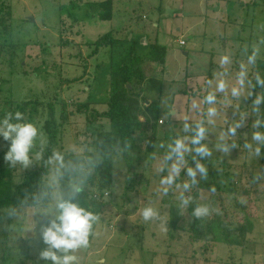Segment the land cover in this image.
Wrapping results in <instances>:
<instances>
[{"label":"rangeland","instance_id":"1","mask_svg":"<svg viewBox=\"0 0 264 264\" xmlns=\"http://www.w3.org/2000/svg\"><path fill=\"white\" fill-rule=\"evenodd\" d=\"M102 1H3L10 7L11 32L0 29V80L5 81L0 113L7 110V99L51 101L58 123L59 101H68L70 116L58 127L54 150L91 151L92 134L84 116L74 115L73 102H95L104 110L109 64L132 44L139 58L148 57L149 43L156 40L166 49L164 63L147 61L144 71L162 82L158 130L163 136L149 150L136 134L138 150L113 157V186L103 197L107 206L93 220L86 244L74 241L75 210L59 205L58 174L51 171L45 176L46 206L18 208L0 220V264H264V93L251 98L246 81L249 57L264 60V0H112L111 23L99 21L90 9ZM73 20L78 25L65 29L75 33L71 39L80 56L73 47L58 46L61 23L65 27ZM107 33L120 38V45L87 60L85 81L66 87L63 80L82 75L94 41ZM43 108L16 157L18 177L38 165L46 144ZM3 134L0 153L7 149ZM199 184L207 189L198 192L197 207L227 214L233 222L249 220L252 231L241 247L218 239L189 241L186 190ZM179 205L183 229L168 231L170 210Z\"/></svg>","mask_w":264,"mask_h":264},{"label":"trees","instance_id":"2","mask_svg":"<svg viewBox=\"0 0 264 264\" xmlns=\"http://www.w3.org/2000/svg\"><path fill=\"white\" fill-rule=\"evenodd\" d=\"M3 1L0 2V29L5 34H9L10 7ZM6 1L9 3V0ZM113 7L112 0L90 4L92 13L104 23H111ZM61 24L59 48L73 47L80 56L79 45H75L71 39L75 33L65 29L77 26L78 23L73 20L65 27L64 23ZM120 43V38L112 33L99 35L93 43L94 49L83 61L85 65L82 67V75L63 80L66 87L85 81L87 60L96 58L104 48H114ZM148 48V57L139 58L132 44L117 61L109 64L105 75L107 101L104 102V110H98L95 102H73L74 115L84 116L86 131L92 134L91 142L85 143L91 147V151L67 153L54 150L60 136L58 127L68 123L70 116L68 107L71 106L68 101H59L60 117L57 123L54 119V103L51 101L45 105L38 100L26 102L4 100L3 104L8 108L0 113V135H4L3 131H6L8 136L7 149L0 153V220L13 214L18 208L46 206L50 198V188L45 184V176L55 171L58 174L59 205L75 210L74 241L84 244L89 242V235L94 229L93 220L101 218L107 206L103 197L110 196L113 186V157L118 153L137 151L134 138L136 134L142 136L138 141H147L150 150L156 140L158 127L163 125L159 118L162 82L159 77L147 76L144 66L147 61L161 66L164 63L166 49L156 40L150 42ZM249 60L251 71L246 81L250 87V97L254 98L256 93H264V60H256L251 56ZM7 61L11 62V58ZM4 82L0 80V95L1 85ZM80 93L85 92L80 90ZM151 94L155 96L151 97ZM43 106L47 114L42 124L46 144L39 150L38 165L18 177L15 174L16 157L23 150L29 136L31 121ZM101 121H105L106 124H102ZM147 128L152 132L149 136L146 132ZM149 150L145 149V152ZM201 189L207 188L199 184L197 187H187V192L185 191L189 195L188 206L184 208L189 218V223L185 227L189 241L193 244L199 241L212 243L218 239L226 246L241 247L245 243L246 236L252 231L249 220L237 223L231 221L227 214L211 212L208 207L203 209L197 207L198 192ZM247 192L243 191L241 195L247 196L249 193ZM224 195L227 197L226 194ZM182 208L181 205L171 208L168 231L183 229L179 227L183 222ZM197 255L196 259L203 261L201 255Z\"/></svg>","mask_w":264,"mask_h":264},{"label":"water","instance_id":"3","mask_svg":"<svg viewBox=\"0 0 264 264\" xmlns=\"http://www.w3.org/2000/svg\"><path fill=\"white\" fill-rule=\"evenodd\" d=\"M29 21L33 22L32 19H30ZM162 136H163V132H161L160 130H158L157 131V135H156V139H160V138H162Z\"/></svg>","mask_w":264,"mask_h":264},{"label":"built area","instance_id":"4","mask_svg":"<svg viewBox=\"0 0 264 264\" xmlns=\"http://www.w3.org/2000/svg\"><path fill=\"white\" fill-rule=\"evenodd\" d=\"M179 45H180V46H184V42L180 41V42H179Z\"/></svg>","mask_w":264,"mask_h":264},{"label":"crops","instance_id":"5","mask_svg":"<svg viewBox=\"0 0 264 264\" xmlns=\"http://www.w3.org/2000/svg\"><path fill=\"white\" fill-rule=\"evenodd\" d=\"M88 89V88H87ZM86 92L88 93L89 92V89H88V91L86 90Z\"/></svg>","mask_w":264,"mask_h":264}]
</instances>
